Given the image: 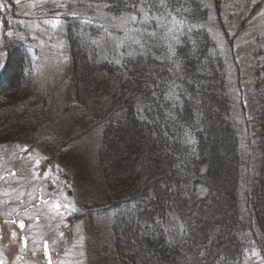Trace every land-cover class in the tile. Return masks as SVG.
Masks as SVG:
<instances>
[{
    "label": "trees",
    "instance_id": "obj_1",
    "mask_svg": "<svg viewBox=\"0 0 264 264\" xmlns=\"http://www.w3.org/2000/svg\"><path fill=\"white\" fill-rule=\"evenodd\" d=\"M0 3V143L64 156V143L103 124V212L113 213L122 264H243L252 247L264 260V44L253 34L239 44L264 0H89L80 13L68 3L60 21L90 124L61 144L44 133L33 20L17 0ZM99 6L110 19L131 18L112 24L120 45L111 54L81 15L101 21Z\"/></svg>",
    "mask_w": 264,
    "mask_h": 264
},
{
    "label": "rangeland",
    "instance_id": "obj_2",
    "mask_svg": "<svg viewBox=\"0 0 264 264\" xmlns=\"http://www.w3.org/2000/svg\"><path fill=\"white\" fill-rule=\"evenodd\" d=\"M88 1L17 0L18 14L33 20L30 47L37 60L38 83L48 97L44 133L46 137L56 139L57 144L84 131L90 124L88 117L81 113L75 96L72 62L60 21V17L67 14L68 3L74 2L80 13L85 11ZM98 10L102 19L98 22L93 21L96 17L86 13L81 15L88 23L96 24L103 36L101 51L111 54L119 50L120 45L119 28L113 29L112 24L123 25L131 18L127 15L113 20L102 6ZM255 18L256 25L250 32L243 33L240 46L241 39L243 43L249 42L252 34L259 36L264 44V4ZM208 27L214 31V23H209ZM3 30L0 20V45L4 43ZM248 56L246 49L237 53L246 83L252 81V65L246 64ZM248 87L245 84L244 88ZM102 131L103 124H98L71 138L61 147L64 156H52L42 147L30 143H0V159L6 166L5 171L15 169L18 173L17 179L13 178L10 184L19 188L25 205L41 207L33 212V216L40 215L42 210L44 234L41 241L47 240L49 250L56 256V252L65 254L62 258L58 256L59 264H122L114 247L113 213L103 212L107 204V187L98 164ZM57 203L61 205L59 210L55 208ZM89 209L93 211L92 215ZM195 264L200 261L197 259ZM243 264H264L256 247L246 249Z\"/></svg>",
    "mask_w": 264,
    "mask_h": 264
},
{
    "label": "flooded vegetation",
    "instance_id": "obj_3",
    "mask_svg": "<svg viewBox=\"0 0 264 264\" xmlns=\"http://www.w3.org/2000/svg\"><path fill=\"white\" fill-rule=\"evenodd\" d=\"M0 159V261L3 264H48L50 253L51 264H59L60 258L65 254L56 252L58 256L49 250L48 241H41L44 234L41 223L43 221L42 210L40 215L33 212L40 206L25 205L21 192L16 184H10L13 178L18 177L15 169L5 171L6 166ZM18 165V164H17ZM14 173V174H13ZM24 224L21 229L20 223ZM15 233V238H13ZM27 241V247L23 241ZM47 242V253L44 244Z\"/></svg>",
    "mask_w": 264,
    "mask_h": 264
},
{
    "label": "snow or ice",
    "instance_id": "obj_4",
    "mask_svg": "<svg viewBox=\"0 0 264 264\" xmlns=\"http://www.w3.org/2000/svg\"><path fill=\"white\" fill-rule=\"evenodd\" d=\"M133 19H135V18H133ZM56 23L58 24L59 22H56ZM53 26H56V25L54 24ZM13 174H14V173H13ZM60 207H61V205H60L59 203L55 204V208H56L57 210H59ZM19 227L22 229V228L24 227V224L21 222V223L19 224ZM61 235H63V234L61 233ZM13 238H15V233H13ZM23 243H24V246L27 247V241L25 240V241H23ZM44 249H45V252L47 253V249H48L47 242H45V244H44ZM0 264H3V262L0 261ZM48 264H51L50 253H48Z\"/></svg>",
    "mask_w": 264,
    "mask_h": 264
}]
</instances>
